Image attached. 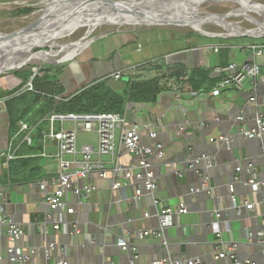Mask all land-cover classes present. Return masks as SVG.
<instances>
[{
	"label": "crops",
	"instance_id": "0c3cea01",
	"mask_svg": "<svg viewBox=\"0 0 264 264\" xmlns=\"http://www.w3.org/2000/svg\"><path fill=\"white\" fill-rule=\"evenodd\" d=\"M249 4L264 12V0H249ZM216 34L147 27L127 35L112 33L94 37L87 46L84 42L88 41L82 40L71 55L64 57L67 60H54L55 67L64 62L56 79L63 88L59 97H67L116 69L157 60L142 73H152L155 66L156 70H164L160 82L163 87L156 100L129 102L123 113L126 126L143 127L148 122L158 126L156 138H149L145 132L141 137L144 145L160 142L164 147L163 157H149L156 180L153 191H146L135 177L113 176L116 164L133 167L139 160L123 147L121 129L115 132L114 156L99 153L98 136L93 131L95 140H80L75 157L67 154L64 159L75 167L82 159V145L88 144L93 148L91 159L100 161L110 171L109 176L103 178L90 173L76 179L62 196L63 207L51 210L38 184L46 181L48 191L56 185L53 180L56 181L59 170L54 157L57 143L53 139L43 143L38 132L33 131L32 143L28 144L25 134L18 130V123L16 128L10 123L5 106L7 96L0 97V214L7 215L24 230L23 236L13 243L15 253H9L6 227L0 225V256L5 261L20 255L28 258L18 264H59L61 260L67 264L110 261L129 264L128 252H135L134 264H151L166 255L182 259L198 256L202 264H237L244 259L264 264V245L249 243L250 229L264 228V203H256L262 192H251L246 168L252 162L256 175H264V136L247 139L240 133L241 128L253 125L257 113L264 111V50L261 55H255L250 47L263 45L264 37ZM244 62L258 65V75L247 76L242 89L228 85L215 93L213 88L225 78V74L217 72L218 66L235 63L239 68ZM197 68L208 69L210 78L216 82L205 89L193 90L187 75ZM178 71L184 73L174 76ZM11 76L8 87L0 80V91L22 84L19 91H23L30 79L16 73ZM16 83L19 84L12 86ZM250 96H255L256 104L249 103ZM238 116L242 120H237ZM66 122L72 126L70 121ZM181 123L184 128L178 132ZM218 135L231 137L230 145L210 141ZM196 151L206 153L209 160L214 159V164L206 169L199 167L198 171L187 168L186 162ZM8 153L13 156L8 157ZM237 165L242 167L240 171L236 170ZM203 173L210 189L202 188V193L197 195L192 187L200 185ZM114 181H119L120 186L114 187ZM85 185L93 188L86 192ZM138 191L143 193L140 198ZM232 196L242 207L241 211L230 208ZM244 200L253 206L246 208ZM180 202L185 203L186 213L174 214L172 225L165 227L160 235H142L145 230L159 229L161 207L177 209ZM216 212L220 213L219 218L215 217ZM121 239L136 250H123L118 244ZM50 243L54 248L46 257ZM231 243H236V248L227 249L232 255L226 252L224 257L217 258L216 249L224 251ZM32 247L38 250L33 253Z\"/></svg>",
	"mask_w": 264,
	"mask_h": 264
},
{
	"label": "built area",
	"instance_id": "2783aa9c",
	"mask_svg": "<svg viewBox=\"0 0 264 264\" xmlns=\"http://www.w3.org/2000/svg\"><path fill=\"white\" fill-rule=\"evenodd\" d=\"M219 47L218 45H215ZM252 47L253 53L255 55H261L264 50L263 45H250ZM157 63V60L150 59L138 63H134L128 67L122 69H116L111 73L112 78L121 79L124 76H129L130 79H143L151 76L150 74H142L144 69H149L153 64ZM217 72L225 74V78L220 80L213 88L215 93H218L220 89L227 87L228 85L233 86L235 89H242L244 80L247 76L258 75L259 67L252 62H244L239 68L236 67L235 63H227L219 65ZM23 90H34L32 86V81L29 79L24 85ZM63 97L59 95L55 96L56 100H60ZM43 100H41L42 102ZM249 103L256 104L255 96H250L248 99ZM46 122L45 126L40 130L37 129V125L30 124L27 120L18 121V130L25 134V140L28 144L32 143V133L33 131L38 132L41 141L45 143L49 139H53L57 143V151L54 157L58 160L59 170L56 177V183L53 190H46V181H40L39 187L44 191V201L47 203L49 208L53 211H57L63 207L62 196L65 190L72 186V183L78 179L83 178L94 173L99 177L106 178L109 176L110 171H108L100 161H95L91 159L92 146L84 144L81 147L82 159L81 162L76 163L75 167H72L71 163L64 159V156L69 154L75 157L77 153V131L93 132L95 131L98 136V150L101 154L115 155V132L117 129H121L120 141L123 147L129 154H135L139 157L137 163L131 167H123L119 164L115 165L113 176L117 174H123L127 179L135 177L138 182H140L146 191H153L156 188L155 173L152 169V163L150 161V156L154 155L158 158L164 156V147L160 142H155L153 145H144L141 142V137L145 132L149 138H156L157 136V125L153 122H148L143 127L138 126H126V118L122 113L117 112H90V113H56L50 112L46 117H44ZM237 120H242L241 116L237 117ZM70 121L72 123L71 127H66L65 122ZM184 126L182 123L177 129L178 132L182 131ZM240 133L243 137L247 139H261L264 136V111L256 114L254 118V123L251 127L241 128ZM210 141L213 143H222L227 146L230 145L231 137L227 135H218L216 137H211ZM11 144V143H10ZM11 146V145H10ZM45 155V153H43ZM8 157H12L11 153L7 154ZM208 155L206 153H200L199 157L193 159L188 164L189 169H194L200 160L207 159ZM205 164V169L211 167L214 164L213 160H207ZM247 170L250 173V177L247 179V183L252 193L262 192L264 193V175H256V167L252 162L247 163ZM242 167L240 165L236 166V170L240 171ZM199 170V169H198ZM207 176H205L204 182L202 183V188L210 189V185L206 182ZM114 187H119L120 182L114 181ZM206 186V187H205ZM93 187L85 185L83 189L89 192ZM230 195L233 194V184H229ZM199 188H195L193 191H198ZM76 192L78 189L76 188ZM138 196L140 191L137 192ZM234 200V197L232 198ZM257 203V202H256ZM246 208H251L253 204L250 201L244 200ZM239 206V205H238ZM187 207L184 202H180L177 209L170 206H163L159 209L158 219H159V229L158 230H145L142 235L152 233L155 236L160 235L165 227L172 225V216L177 213H186ZM148 214V213H145ZM215 217L219 218L220 213L216 212ZM264 221V217H263ZM0 225L6 227L8 246L7 252L15 253L13 243L23 236L24 230L21 226L17 225L9 218L7 215L0 214ZM58 228V225L54 226ZM251 236V233H250ZM256 243L261 242V246L264 245V228L258 229L256 232ZM119 246L123 250H136L134 245H129L126 240L121 239L118 242ZM258 244V243H257ZM54 248V244L50 243L45 251L46 257H49L50 251ZM233 248H236V243H231L228 248L224 251H219L216 249V257L222 258L226 255H232ZM38 250L37 247H32V252L35 253ZM133 257L129 258V264H134L135 262V252L132 253ZM28 257L15 255L9 260L5 261L0 256V264H18L24 262ZM59 264H67L66 261H59ZM108 264H116L110 261ZM151 264H202L201 258L198 256L188 257L185 259L166 255L158 259H154ZM237 264H255L250 259H244Z\"/></svg>",
	"mask_w": 264,
	"mask_h": 264
},
{
	"label": "rangeland",
	"instance_id": "374dc122",
	"mask_svg": "<svg viewBox=\"0 0 264 264\" xmlns=\"http://www.w3.org/2000/svg\"><path fill=\"white\" fill-rule=\"evenodd\" d=\"M58 1L60 0H0V48L5 45L8 47L9 43L14 42L16 38L22 36L23 34L19 36H10L7 38L2 37L13 35L26 29L44 11V9L51 4H53L51 8L54 7L59 10L65 5H72L74 2H82L86 0ZM244 1L249 3V0ZM112 3L119 4L115 2ZM134 3L141 7L145 6L141 5L143 2H140V0H136ZM147 3L148 2H145L144 4ZM173 3H178L184 7L183 9L180 8L181 11L179 12L185 20L196 21L195 12L192 9L195 7L194 4L189 7L185 2H181V0L179 2H175V0H156V2L153 1L150 4L170 6ZM196 5L198 14L200 16L211 17L228 27L235 29H253L258 27L259 24L264 20V16L260 13V11L252 8L253 5H245L241 0H196ZM106 6L110 9L113 7L115 10L120 9L117 7L115 8V6H111V4ZM132 7H135V5L132 4L131 8ZM25 8H30L31 10L27 13L18 12L19 10H24ZM101 8L102 7L100 6L66 7L60 11H56V13L46 20L40 27L28 31V38L35 39L54 35V33L57 32L62 24L66 23L69 19L73 18L72 20L74 21L80 20L84 18L86 14L103 10ZM149 9H151L150 6ZM164 21L168 23H183L179 19L169 15H151L150 12L146 13L142 11L117 12L113 15H106L103 18L96 19L94 21L95 27L87 34L83 41H88L84 42V44L87 46L90 44L89 39L94 37L106 36L112 33L127 35L128 32L131 33L133 31L154 26H163L169 29L175 28V30L178 32H195V30L188 25H150ZM91 26L92 25L89 23H86L82 26L70 28L52 43L51 46L53 47L50 49L45 46V44L7 49L3 55H0V65H2L0 69V80L4 83L3 86L8 87L9 81L7 80H9V78L12 77L11 75H14L15 71L17 70H32L33 67H37L38 70L41 68H55L56 64L54 63V60H63L67 54L71 55L76 48L72 51H68L67 48L72 46V42L74 43L81 39L85 35L86 31L90 30ZM199 28L203 31L212 33L226 34L229 32L227 29H224L222 26H219L211 21H202L199 24ZM21 53H24L25 55H20ZM13 54H19V58L14 62V65L7 67L8 64L11 63L12 59L7 61L6 59ZM67 59L68 58H64V60ZM59 64L62 66L64 65V62H60ZM23 75L24 71L18 74V76ZM29 78L30 77H28V79ZM18 84L19 83H16L12 86H16ZM69 125L70 123H65L66 127ZM95 134V132H85L78 130L77 145L80 140H95Z\"/></svg>",
	"mask_w": 264,
	"mask_h": 264
},
{
	"label": "trees",
	"instance_id": "16d2710c",
	"mask_svg": "<svg viewBox=\"0 0 264 264\" xmlns=\"http://www.w3.org/2000/svg\"><path fill=\"white\" fill-rule=\"evenodd\" d=\"M30 8L18 12H29ZM21 70L15 71L18 75ZM62 71V66L55 68H41L32 79L34 90L19 91L22 85L13 89L0 91V97L7 96L5 106L10 116L11 125L16 128L19 120H28L30 124L37 125V129L45 126L46 117L50 112L56 113H90V112H117L124 113L129 102H153L156 94L162 89L160 83L164 70L153 67L150 77L143 79H130L123 81L111 76L96 80L82 87L75 93L56 100L55 96L63 88L58 83L57 76ZM180 73L174 72L177 76ZM32 70L26 69L24 77H31ZM187 82L193 90L205 89L206 85H213L216 81L209 76V70L197 68L187 75ZM123 86V87H122ZM19 91V92H18ZM41 100H43L41 102Z\"/></svg>",
	"mask_w": 264,
	"mask_h": 264
},
{
	"label": "bare ground",
	"instance_id": "6f19581e",
	"mask_svg": "<svg viewBox=\"0 0 264 264\" xmlns=\"http://www.w3.org/2000/svg\"><path fill=\"white\" fill-rule=\"evenodd\" d=\"M62 1H66V0H60L58 2H62ZM135 1L136 0H132L130 2H123V3L115 2V3H119V4H114V3H112L113 1H111V2L108 1V2H103V3L93 2V4H96V5H99V6H103L104 5L105 9L99 10V11H97V12L91 14V15L85 16L84 18H82L80 20H75L74 21V20H72L73 18L69 19V20H72V21L68 20L66 23L62 24V26L57 30V32L54 33V35H51V36H45V37H41V38L31 39V38H28V31H30L31 30L30 29L26 33H24L22 36L16 38L14 40V42L9 43L8 47L5 45L2 48H0V55H3L4 52L7 49H11V48L33 46V45H39V44L52 45V43L57 38H59L64 32H66L70 28L77 27V26H82V25H84L86 23H89L90 25H92L90 30L86 31L87 33H89L95 27L94 21L96 19L103 18L106 15L107 16L113 15L114 13H117V12L142 11V12H146V13L150 12L151 15H158V14H160V15H169V16H173V17L179 19L183 23L190 24V25H193V26L199 28V24H200L201 21L200 22L199 21L198 22L197 21H187L181 16L179 11H181L180 8L183 9L184 7L182 5H180V4H178V3H173L170 6H164V5H158V4H156V5L155 4L154 5L150 4L153 1L156 2V0H140V2H143V3H141V5H145V6L141 7V6L137 5L136 3H134ZM179 1L180 0H175V2H179ZM85 2H87V1H82V2L78 1V2H74L73 4L74 5H81V4H84ZM145 2H148V3L144 4ZM108 4H111V6H115V8L117 7V8H120V9L119 10H115V9H113L114 7L110 9L109 7L106 6ZM132 4L135 5V7L131 8ZM51 6H53V4H51L48 7H51ZM149 6L151 7V9H149ZM66 7H73V6L65 5V6L61 7L59 10H57V11H60V10H62L64 8H66ZM112 11H115V12H112ZM263 29H264V27L263 28H259V29L256 28V29L250 31V33L259 35V34L264 33ZM236 30H242V29H236ZM80 43L81 42L72 43L71 44L72 46L67 48V50L68 51H72L73 49L77 48L80 45ZM23 54L24 53H21L20 55H23ZM18 55L19 54H13V55L9 56L6 59V61L9 60V59H12L11 63L8 64L7 67H9L11 65H14V62L19 58ZM1 66L2 65H0V69H1Z\"/></svg>",
	"mask_w": 264,
	"mask_h": 264
},
{
	"label": "water",
	"instance_id": "95a60500",
	"mask_svg": "<svg viewBox=\"0 0 264 264\" xmlns=\"http://www.w3.org/2000/svg\"><path fill=\"white\" fill-rule=\"evenodd\" d=\"M89 1H94V2H99V3H103V2H108V1H113V2H119V3H123V2H130V1H132V0H89ZM192 3H191V2ZM245 5H247V6H252L251 4H249V3H246L244 0H241ZM181 2H185L186 3V5H188L189 7L190 6H192L193 4L195 5V7L194 8H192L193 9V11L195 12V16H196V21L198 22H202V21H211V22H213V23H215V24H217V25H219V26H222L224 29H227L228 31H229V33H226V34H220V35H225V36H236V37H238V36H248V37H254V38H257V37H261V36H264L263 34L264 33H262V34H252V33H250V31H252V30H254V29H256V28H263L264 27V20H263V22L258 26V27H256V28H253V29H242V30H236L235 28H231V27H228V26H226V25H224V24H222V23H220L219 21H217V20H215V19H213V18H211V17H202V16H200L199 14H198V11H197V5H196V0H181ZM191 4V5H190ZM185 5V6H186ZM187 7V6H186ZM253 7V6H252ZM188 8V7H187ZM255 10H259V9H257L256 7H253ZM57 11V8H51V7H46L45 9H44V11L26 28V29H24L23 31H20L19 33H16V34H13V35H9V36H6V37H2V38H7V37H10V36H19V35H21V34H24V33H26L28 30H30V29H36V28H38V27H40L46 20H48L52 15H54L55 14V12ZM260 11V13L264 16V12L263 11H261V10H259ZM200 22V23H201ZM161 24H164V25H167V24H175V25H188V26H190V27H192L196 32H199V33H202V34H204V35H208V36H212V35H214V36H217V34L216 33H212V32H206V31H203V30H201V29H199V28H196V27H194V26H191L190 24H186V23H168V22H166V21H164V22H160V23H153V24H150V25H161ZM87 32L85 33V35L81 38V39H79L78 41H76V42H81L82 40H83V38L84 37H86L87 36ZM219 35V34H218ZM1 39V38H0ZM73 43V42H72ZM75 43V42H74ZM45 46H47L49 49L51 48V47H53V46H51V45H45ZM166 59V58H165ZM37 70H38V68L37 67H33L32 68V75H31V77H30V80L32 81V79H33V77L36 75V73H37ZM122 80L123 81H128V80H130V78H129V76H124V77H122ZM64 98V97H63ZM199 155H200V152H198V151H196V153H193V155H192V157L191 158H189L188 159V161L186 162V167L188 168V164L190 163V161L191 160H193V159H195V158H197V157H199ZM208 160V158L207 159H203V160H200V162L199 163H197V165H196V167L194 168V170L195 171H198V169H199V167L200 168H203V166H205V164H207V161ZM205 176H206V174L205 173H203V175L201 176V182H200V185H198V186H196V187H192V191H194L195 190V188H199V190L198 191H195L196 193H197V195H199L200 193H202V191H203V189H202V187H201V185H202V183L204 182V179H205ZM143 193L140 191V196H139V198L141 197V195H142ZM259 197H261V199H258V196H257V199H256V202L257 203H264V193H261V194H259ZM232 205V206H231ZM230 208H232V210L233 211H236V212H238V211H241L242 210V207H240V206H238L235 202H234V200H232V203L230 204ZM158 222H159V219H158ZM257 230H258V228H256V229H254V228H251L250 229V233H251V236H250V242L249 243H251V244H253V245H255L256 244V240H257V237H256V232H257ZM129 253V258H132L133 257V254L131 253V252H128Z\"/></svg>",
	"mask_w": 264,
	"mask_h": 264
},
{
	"label": "flooded vegetation",
	"instance_id": "af4514ba",
	"mask_svg": "<svg viewBox=\"0 0 264 264\" xmlns=\"http://www.w3.org/2000/svg\"><path fill=\"white\" fill-rule=\"evenodd\" d=\"M86 1H87V2H85L84 4H81V5H74V4H72V5H70V6H73V7L99 6V5L93 4L92 1H89V0H86ZM87 3H88V4H87ZM100 7H102L101 9H105L104 5H103V6H100ZM95 12H97V11H94V12H91V13H89V14H86L85 16L91 15V14H93V13H95Z\"/></svg>",
	"mask_w": 264,
	"mask_h": 264
}]
</instances>
